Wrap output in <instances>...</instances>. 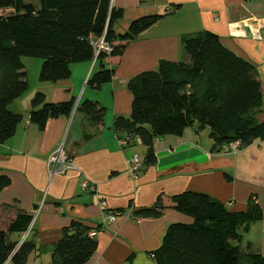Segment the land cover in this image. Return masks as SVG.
<instances>
[{"label":"crops","instance_id":"1","mask_svg":"<svg viewBox=\"0 0 264 264\" xmlns=\"http://www.w3.org/2000/svg\"><path fill=\"white\" fill-rule=\"evenodd\" d=\"M111 4L123 10L116 32H124L137 17L168 14L134 38L119 63L106 64L114 76L99 90L87 84L97 68L92 61L71 64L70 77L55 83L35 81V75L31 86L27 73L28 89L9 104L23 120L0 143V172L10 178L0 191V229H6L18 212L33 216L40 207L25 238L24 232L10 234L18 245L26 239L34 243L25 264L48 263L62 227L71 220L97 230L96 250L84 264H157L153 252L168 224L191 218L168 206L158 216L139 214L140 210L152 208L160 195L198 191L233 211L245 210L249 201L257 203L261 218L241 230L239 245L245 251L250 245V250L264 255V138L222 154L214 151L208 128L192 125L180 136L156 138L154 162L143 164L132 178L129 159L140 148L143 158L145 147L135 139L119 146L122 134L112 128L116 116L130 114L129 78L155 69L160 60H186L182 38L201 30L216 33L224 46L255 66L264 112V0H111ZM35 91H42L47 101L70 97L98 101L105 107L102 126H91L74 108L68 115L49 118L40 128L28 121ZM60 142L77 169L50 177L46 158ZM85 177L98 183L97 193L81 189ZM100 199L116 213L114 221L102 218ZM6 262L13 264L10 258Z\"/></svg>","mask_w":264,"mask_h":264},{"label":"trees","instance_id":"2","mask_svg":"<svg viewBox=\"0 0 264 264\" xmlns=\"http://www.w3.org/2000/svg\"><path fill=\"white\" fill-rule=\"evenodd\" d=\"M153 13L130 21L124 32L115 24L123 10L111 0H0V143L8 140L22 122L20 113L9 104L28 89L23 57L42 59L38 80L55 83L68 79L73 63L93 61L92 41L104 36L109 52L97 55V65L87 80L94 90L112 80L114 69L127 45L142 31L166 16ZM186 60H160L129 78L131 93L128 117L116 116L113 130L119 137H138L145 147L143 164L155 160L154 140L164 135H182L196 125L208 128L214 151L238 140L239 147L264 138V112L261 110L263 87L253 64L224 46L219 36L201 30L182 38ZM75 99L47 101L42 91L30 99L28 121L43 128L49 118L68 115ZM91 126L101 127L105 107L98 101L83 99L75 107ZM10 183L0 172V191ZM160 195L152 208L139 214L158 216L166 206L191 218L190 222H172L153 252L157 264H264V255L241 249L240 232L261 218L262 210L249 201L243 211L230 210L222 202L198 191ZM109 210V209H108ZM32 220L27 212H18L6 229H0V264L10 258L13 264H25L34 249L31 240L21 244L10 234L25 232ZM91 227L71 220L61 229L48 263L84 264L96 250Z\"/></svg>","mask_w":264,"mask_h":264},{"label":"built area","instance_id":"3","mask_svg":"<svg viewBox=\"0 0 264 264\" xmlns=\"http://www.w3.org/2000/svg\"><path fill=\"white\" fill-rule=\"evenodd\" d=\"M93 47H94V59L93 62L95 61L97 55L101 52H109L110 46L109 44L104 40V36L99 37L98 39H95L92 41ZM77 105V101L74 104V108ZM73 108V109H74ZM28 122V121H27ZM136 138V139H135ZM135 139L136 141L140 142V139L138 137H131V136H123V137H118L117 141L119 146L124 147L127 144L130 143L131 140ZM239 146V141H231L227 144H223L219 151L220 153H229L231 151H235ZM142 157L137 153L134 152L128 162V172L130 173L132 178H135L137 176L138 171L142 167ZM46 165H47V171L48 175L52 177L53 175L56 174H62L68 169H77L76 165L72 162V160L65 154L64 151V146L63 142H60L55 149H53L47 156L46 158ZM97 185L95 181H92L85 177L83 181L81 182V189L87 192H92V193H97ZM99 204L102 209V218L104 220H107L109 222H112L115 220V215L116 213L110 212L108 210V205L105 201V199H100ZM38 209H35L34 215L32 216V220L30 224L27 226L25 232H24V238L28 235V233L31 231L32 226H33V221L34 218L36 217ZM97 233L96 229H91L88 232V235L90 237H95ZM7 261V260H6ZM5 261L4 264L7 262Z\"/></svg>","mask_w":264,"mask_h":264},{"label":"rangeland","instance_id":"4","mask_svg":"<svg viewBox=\"0 0 264 264\" xmlns=\"http://www.w3.org/2000/svg\"><path fill=\"white\" fill-rule=\"evenodd\" d=\"M22 62L24 63L25 69L28 73V78L30 81V84L32 86L34 79L35 81H38V72H39V68L42 62V59L38 58V57H23L22 58ZM93 62V61H92ZM94 64V62L92 63ZM95 66V65H94ZM36 75V76H35ZM35 76V78H34ZM34 78V79H33ZM76 102V101H75ZM78 102V101H77ZM136 139V138H135ZM132 141V140H131ZM134 141V140H133ZM136 141V140H135ZM239 147V146H238ZM238 149V148H237ZM237 149L235 151H237ZM234 150L229 152V153H233L235 152ZM137 153L142 157L143 156V152L142 149H138ZM220 153V152H218ZM222 154H228V153H222ZM239 264H247V261L245 258H241Z\"/></svg>","mask_w":264,"mask_h":264}]
</instances>
